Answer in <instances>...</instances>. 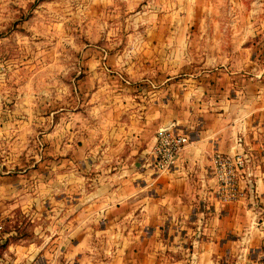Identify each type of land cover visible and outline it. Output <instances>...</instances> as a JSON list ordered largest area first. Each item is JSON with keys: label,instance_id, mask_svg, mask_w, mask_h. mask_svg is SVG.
<instances>
[{"label": "rangeland", "instance_id": "1", "mask_svg": "<svg viewBox=\"0 0 264 264\" xmlns=\"http://www.w3.org/2000/svg\"><path fill=\"white\" fill-rule=\"evenodd\" d=\"M167 77L169 85L214 81L204 100H234L233 116L249 123L247 135L264 158V0H0V164L23 177L36 172L26 190L39 203L36 221L18 208L2 229L24 240L36 230L52 244L43 216L52 183L63 202L71 167L73 185L92 191L101 143L131 110L119 96L132 95L135 84L155 90ZM240 157L242 171L250 160L257 164ZM258 200L257 227L264 228V195ZM59 221L51 226L64 229ZM111 241L83 258L73 252L70 260L55 244L46 255L57 264L107 263Z\"/></svg>", "mask_w": 264, "mask_h": 264}, {"label": "crops", "instance_id": "2", "mask_svg": "<svg viewBox=\"0 0 264 264\" xmlns=\"http://www.w3.org/2000/svg\"><path fill=\"white\" fill-rule=\"evenodd\" d=\"M168 80H160L155 90L135 84L132 95L119 96L118 103L131 110L119 117L113 139L101 143L92 191L84 183L73 185L71 167L63 202L54 196L58 181L52 183L50 211L43 214L52 244L40 240L36 230L33 240H24L2 229L18 208L36 221L39 203L26 190L29 181L33 189L36 172L23 177L0 164V264H57L46 255L52 248L62 249L70 260L73 252L83 258L99 251L104 239L113 244L109 262L102 264H258L264 247V228L256 222L258 198L264 195V158L247 135L250 125L233 116L234 100H204L214 81L169 85ZM215 106L223 112H215ZM175 123L189 133L190 142L172 171L157 175L148 163L149 150L158 132ZM218 154L257 157V164L250 160L238 172L240 195L233 203L215 197L212 161ZM248 169L251 177L243 174ZM58 205L64 208L58 211ZM58 219L64 229L51 226ZM59 235L65 236L63 243H58Z\"/></svg>", "mask_w": 264, "mask_h": 264}, {"label": "built area", "instance_id": "3", "mask_svg": "<svg viewBox=\"0 0 264 264\" xmlns=\"http://www.w3.org/2000/svg\"><path fill=\"white\" fill-rule=\"evenodd\" d=\"M189 141V135L176 123L161 129L153 146V158L150 163L153 171L156 174L172 171L181 151ZM242 168H244V160L240 156L233 158L219 154L214 156L212 173L217 182L215 197L220 203L229 204L238 199L240 195L238 172Z\"/></svg>", "mask_w": 264, "mask_h": 264}]
</instances>
